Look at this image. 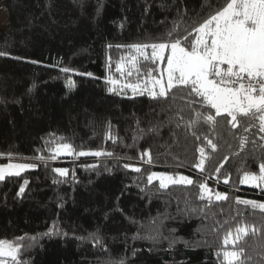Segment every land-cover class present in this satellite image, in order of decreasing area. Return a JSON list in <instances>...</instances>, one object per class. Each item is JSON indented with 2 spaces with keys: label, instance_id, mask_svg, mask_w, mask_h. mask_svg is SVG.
Wrapping results in <instances>:
<instances>
[{
  "label": "trees",
  "instance_id": "trees-1",
  "mask_svg": "<svg viewBox=\"0 0 264 264\" xmlns=\"http://www.w3.org/2000/svg\"><path fill=\"white\" fill-rule=\"evenodd\" d=\"M227 2L0 0L9 14V28L0 29V164L36 165L0 181V239L24 238L23 264H221L222 237L241 219L257 228L240 242L249 264H264V214L235 203L264 202V190L240 183L264 162L258 128L244 132L256 121L240 117L233 129L225 114L214 127L203 119L187 126L195 112L215 113L203 103L189 107L187 88L167 98L109 91L118 87L109 77L123 79L116 68L127 46L165 42L169 33L191 32V41L193 28ZM164 67L141 61L139 74L126 80ZM242 135L249 139L243 148ZM58 143L112 155L52 159ZM201 146L209 157L203 172L194 167ZM146 151L151 163L141 159ZM155 170L186 173L194 183L161 189L147 180ZM203 182L229 199L200 200Z\"/></svg>",
  "mask_w": 264,
  "mask_h": 264
},
{
  "label": "snow or ice",
  "instance_id": "snow-or-ice-1",
  "mask_svg": "<svg viewBox=\"0 0 264 264\" xmlns=\"http://www.w3.org/2000/svg\"><path fill=\"white\" fill-rule=\"evenodd\" d=\"M192 32L196 35L191 41L188 39V36L192 35L191 32L188 36L176 38L169 33L165 42L135 43L127 46L129 55L122 57L121 63L116 68L122 76L131 77L133 73L139 74L141 61H150L157 67L166 63V67L162 68L157 75H153L152 71L147 72L144 78H137L135 83L120 84V81L111 77L108 78V82L121 88H130L134 95L147 92L153 98H167L173 89L187 88L189 95L193 97L188 101L189 107L195 103H203L215 110L214 114L206 115L195 112V118L186 122L187 126L203 119L214 127L217 117L226 114V117H230L228 120L230 126L237 129L240 127L239 118L247 117L255 120L256 124L245 126L244 132L248 133L252 127H257L260 140L264 141V0H228L226 6L217 10L198 27L193 28ZM62 71L71 70L64 68ZM68 83L72 86L74 82L70 80ZM109 91H116V87L110 88ZM197 97L199 100L195 99ZM180 119L183 118L180 117ZM248 142L247 135L240 137L241 148ZM207 145L213 151L217 148L211 139L207 140ZM198 152L199 161L194 167L203 172L209 157L205 146L199 147ZM60 153L97 157L112 155L103 151L74 152L73 146L68 143L56 144L51 158L56 159ZM145 156L147 162L151 163L150 151L141 153V159ZM34 167H36L35 164L29 163L0 164V181L8 176H19L21 172ZM125 167L134 168L136 172L141 171L139 167L133 165L126 164ZM55 171L62 176L68 174L67 169L57 168ZM219 171L220 168H217L216 172L219 173ZM154 179L159 181L161 189H167L169 185L194 183L189 176L152 172L147 177L148 183L151 184ZM27 183L28 181L25 180L24 184L27 185ZM224 183H228L227 178ZM240 183L264 190V162L259 163L258 172L244 171ZM198 187L200 189L198 198L206 200L209 205L213 200L227 201L229 199L226 192H213L207 182L200 183ZM23 192L24 187H21L20 193ZM235 203L250 206L252 210H259L264 214L262 201L236 197ZM239 215L240 213H237V216ZM261 227L264 228V224ZM256 231L255 224H249L245 219H241L235 227L226 230L222 237V248L217 252V256L222 257L221 264H249L251 258L240 246V242ZM23 239V237L17 238V241L0 239V264H8V258L13 261V264H23L19 259ZM93 239L101 243L99 237L93 236ZM120 264H123V261Z\"/></svg>",
  "mask_w": 264,
  "mask_h": 264
},
{
  "label": "rangeland",
  "instance_id": "rangeland-1",
  "mask_svg": "<svg viewBox=\"0 0 264 264\" xmlns=\"http://www.w3.org/2000/svg\"><path fill=\"white\" fill-rule=\"evenodd\" d=\"M8 28H9V14H8L6 8L4 7V4L0 3V29H8ZM122 77H123L122 80H118V81H120V84L132 83V82H127V80H126L127 76H122ZM133 83H135V82H133ZM116 89H118L119 91H124V92L129 91V93L133 94L130 88H121V87L118 86ZM73 154L60 153V154L57 155V157L71 156ZM11 163H27V162H11ZM153 172H156V173H167V174H170V175H173V176L184 175V176H189L192 179V177L189 174L181 173V172L169 173V172H165V171H162V170H155ZM154 180H156V179H154ZM242 185L254 187V186L246 185V184H242ZM8 261H10V258H8Z\"/></svg>",
  "mask_w": 264,
  "mask_h": 264
}]
</instances>
